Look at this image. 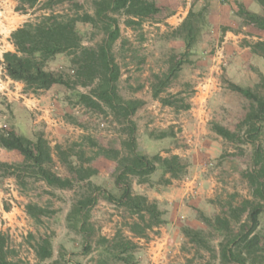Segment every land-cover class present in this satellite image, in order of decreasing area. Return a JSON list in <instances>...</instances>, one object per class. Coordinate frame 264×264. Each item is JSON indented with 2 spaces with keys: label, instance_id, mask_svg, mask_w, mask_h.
Masks as SVG:
<instances>
[{
  "label": "rangeland",
  "instance_id": "1",
  "mask_svg": "<svg viewBox=\"0 0 264 264\" xmlns=\"http://www.w3.org/2000/svg\"><path fill=\"white\" fill-rule=\"evenodd\" d=\"M44 1L21 10L16 0H0V134L14 131L30 142L41 136L50 146L45 166L72 186L47 184L17 150L0 145V232L6 236L7 259L19 264H237L224 259L222 250L237 247L231 238L242 229L247 213L239 210L248 200L262 206L255 229L259 249L242 256L245 264H264V198L253 194V145L246 127L233 140L211 127L218 123L236 131L250 108L230 83L264 96V58L252 49L264 42V29L239 14V6L260 17L264 7L257 0H147L153 10L139 24H128L123 10L108 12L119 29L109 48L118 70L115 91L124 101L138 102L125 118L102 101L99 108L80 101L101 77L98 73L81 84L72 53H57L46 63L77 82L69 87L31 90L10 81L1 60L14 50L13 30L51 10L65 17L95 13L96 0H74L79 7L65 0L50 9ZM75 29L84 47L98 51L107 37V20L77 21ZM186 38L192 39L188 47ZM260 126L257 144L264 160V120ZM131 129L138 154L177 155L183 165L172 175L160 161L145 182L128 177L132 192L161 210L164 222L158 226L148 227L147 217L141 220L97 189L120 194L114 178L120 157L130 152L125 142ZM110 149L118 156L107 153ZM65 155L96 173L78 179ZM89 196L96 202L80 209L79 201ZM29 204L41 213L31 210L30 215ZM44 239L51 255L40 259L36 251ZM127 240L130 247L124 246Z\"/></svg>",
  "mask_w": 264,
  "mask_h": 264
},
{
  "label": "trees",
  "instance_id": "2",
  "mask_svg": "<svg viewBox=\"0 0 264 264\" xmlns=\"http://www.w3.org/2000/svg\"><path fill=\"white\" fill-rule=\"evenodd\" d=\"M19 2L18 9L25 10V7H33L42 0H16ZM65 0H45L44 8L50 9L55 3H61ZM75 6L79 7L74 0H70ZM264 7V0H257ZM95 13L91 16L87 13L76 16H63L52 12L42 14L34 21H26L17 27L10 34L11 42L14 46L13 51H6L2 54L1 63L7 76L24 84L26 89L41 90L48 89L54 84H61L67 87L73 85L69 77L63 73L54 72L46 68V63L57 53L68 52L74 55L75 63H77V75L81 79L80 83L87 85L91 83L96 74H100V81L96 88L92 89V94H80V101L86 106L100 107L99 102L105 103L107 106L117 110L123 117L128 118L132 115L138 102L124 101L117 96L114 81L117 79V65L109 55L111 43L118 37L119 29L116 19L108 16V12H118L123 10L130 18L128 24H139L141 19L150 15L153 5L147 0H96ZM239 14L245 16L254 22L259 28L264 29V17H260L256 13L249 12L239 6ZM96 19L107 20V37L104 44L99 47L98 51L84 47L81 44L80 37L75 29L77 21L95 22ZM189 19L182 23V27H189ZM192 39H185L186 47L189 46ZM264 42H257L252 46L253 52L264 58ZM260 84L264 88V76L260 75ZM230 88L250 101V108L243 116L236 131L218 124L212 123V130L221 137L233 140L238 136V130L246 127L245 134L247 141L253 145V162L254 170L251 177L253 185V194L264 198V160L261 154V147L257 144L259 133L261 131L260 122L264 120V96L255 89L249 87H241L237 84L230 83ZM158 89L155 90L157 92ZM169 103L167 101H164ZM130 136L125 144L129 147V154L120 157L118 172L115 175L114 183L120 188V194L115 196L107 190L97 186L98 190L104 191L105 197L111 202L124 206L131 212L144 220L148 218V227L158 226L164 222L162 212L159 210L156 202L150 201L146 196L134 194L129 182V176H137L140 182H145L155 170L157 162L162 161L166 171L175 175L177 170H182L183 165L180 163L177 155L169 158H161L159 154L149 157L138 154L134 149L133 129L130 130ZM0 145L7 149L17 150L24 158L26 163L33 165L39 176L49 185L56 187L72 186V181L68 178H62L53 173L45 164L50 160V146L41 137L38 136L35 142L19 137L14 131H8L0 134ZM59 151V147H57ZM104 151V150H103ZM106 151V150H105ZM61 150L60 153L61 154ZM107 153L118 156L119 151L116 149L107 150ZM68 169L72 171L78 179H89L96 173V169L91 166H83V164L73 165L67 160V156L63 158ZM25 163V164H26ZM97 200L96 196H89L79 201L80 209H88ZM244 206L239 212H246V220L242 223L241 231L231 238V242L237 247L223 248L222 257L226 260L235 261L237 264H245L244 255H253L259 248V235L255 233L258 225V216L262 211L260 203H254L246 200ZM31 210L41 213L42 210L37 206L29 204L27 211L30 215ZM238 217V216H237ZM135 222L134 229L138 226ZM82 228L85 226L82 224ZM138 229V228H137ZM135 231V230H134ZM143 231H140V234ZM6 236L0 232V264H19L16 261L8 260L4 250ZM129 240L124 242L125 247H130ZM36 255L40 259H45L51 255L49 242L47 239L38 247Z\"/></svg>",
  "mask_w": 264,
  "mask_h": 264
},
{
  "label": "crops",
  "instance_id": "3",
  "mask_svg": "<svg viewBox=\"0 0 264 264\" xmlns=\"http://www.w3.org/2000/svg\"><path fill=\"white\" fill-rule=\"evenodd\" d=\"M4 41H5V38H4ZM6 43H8L7 45L8 46H6V48L8 47L9 49H11V47H12V45L8 42V40L6 41ZM7 77V76H6ZM9 79V78H8ZM10 81H13V80H10Z\"/></svg>",
  "mask_w": 264,
  "mask_h": 264
}]
</instances>
